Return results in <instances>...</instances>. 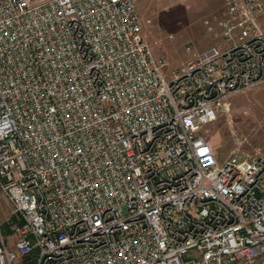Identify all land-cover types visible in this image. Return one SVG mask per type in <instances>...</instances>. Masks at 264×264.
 Here are the masks:
<instances>
[{"label": "built area", "instance_id": "built-area-1", "mask_svg": "<svg viewBox=\"0 0 264 264\" xmlns=\"http://www.w3.org/2000/svg\"><path fill=\"white\" fill-rule=\"evenodd\" d=\"M223 4L167 81L135 0H0V264H264V155L202 136L264 84V3Z\"/></svg>", "mask_w": 264, "mask_h": 264}, {"label": "rangeland", "instance_id": "rangeland-1", "mask_svg": "<svg viewBox=\"0 0 264 264\" xmlns=\"http://www.w3.org/2000/svg\"><path fill=\"white\" fill-rule=\"evenodd\" d=\"M222 1L135 0L141 35L167 81L188 60L221 44L218 22L224 10ZM260 26L264 31V16ZM202 136L211 145L218 166L225 164L231 153L243 158L255 152L264 155V84L230 98L228 113L219 114L205 126ZM17 222L8 200L0 195L1 231L12 252H17Z\"/></svg>", "mask_w": 264, "mask_h": 264}, {"label": "crops", "instance_id": "crops-1", "mask_svg": "<svg viewBox=\"0 0 264 264\" xmlns=\"http://www.w3.org/2000/svg\"><path fill=\"white\" fill-rule=\"evenodd\" d=\"M223 2V1H222ZM223 5V4H222ZM223 7V6H222Z\"/></svg>", "mask_w": 264, "mask_h": 264}]
</instances>
